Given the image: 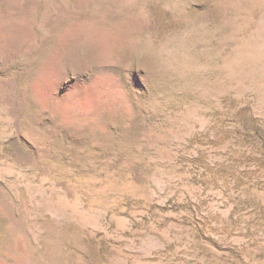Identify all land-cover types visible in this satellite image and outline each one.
I'll return each mask as SVG.
<instances>
[{
	"label": "rangeland",
	"instance_id": "1",
	"mask_svg": "<svg viewBox=\"0 0 264 264\" xmlns=\"http://www.w3.org/2000/svg\"><path fill=\"white\" fill-rule=\"evenodd\" d=\"M0 264H264V0H0Z\"/></svg>",
	"mask_w": 264,
	"mask_h": 264
}]
</instances>
